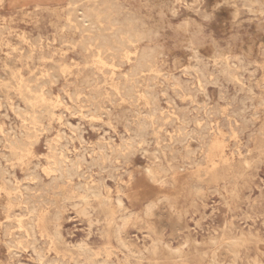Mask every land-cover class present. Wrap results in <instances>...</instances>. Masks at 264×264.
Segmentation results:
<instances>
[{
  "label": "rangeland",
  "instance_id": "374dc122",
  "mask_svg": "<svg viewBox=\"0 0 264 264\" xmlns=\"http://www.w3.org/2000/svg\"><path fill=\"white\" fill-rule=\"evenodd\" d=\"M87 1L0 0V264H264V0H91L107 65Z\"/></svg>",
  "mask_w": 264,
  "mask_h": 264
},
{
  "label": "bare ground",
  "instance_id": "6f19581e",
  "mask_svg": "<svg viewBox=\"0 0 264 264\" xmlns=\"http://www.w3.org/2000/svg\"><path fill=\"white\" fill-rule=\"evenodd\" d=\"M89 2L92 1L89 0L84 5L83 3L81 4V6H83L82 18L87 19L89 21V26L82 28V26L80 25V31H85L89 33L87 37L88 38L87 41L83 42L84 43L83 46H86L85 48L87 49L95 50L96 58L92 61V63L93 64L95 63L96 65L97 64L107 65V62L104 59V57H102V55L103 53H106L108 51H112L113 53H115L117 56H119V58L123 62H131L132 59L136 58L138 55L139 42L141 41V36L135 31H133L131 28H127L123 30V28L117 27V29L114 30L116 39H113L111 42L110 40L107 39V36L104 34L103 32L104 28H102L101 23L103 22L109 25L110 27H113L115 25V19L113 18L114 15L113 9L108 4H103L102 6H95V5L86 6ZM75 26L79 27V25H75ZM92 26L95 27L94 32L90 30V27ZM61 70L62 72L70 71V69L66 66H62ZM46 75L49 76L50 74L46 73ZM5 85L7 87V84ZM10 86L15 87L23 97H27V99L30 100L32 106L36 105L39 102L46 103V98L44 97V94L42 92L34 90L32 85L29 83V81L24 79L20 74L13 73V79ZM0 87L3 88L1 82H0ZM28 115L29 116L24 118V120L28 122L27 123L28 130L36 131L38 125L40 124V120L38 116L35 114V111H33ZM7 141L9 142V146L13 150V154L19 160H23L32 149L30 133L29 134L27 133L23 139L20 140L8 139ZM63 169L64 171H67L62 164L55 162V167L50 168L49 171L63 170ZM7 205L8 207H10L11 205L10 199L8 200ZM18 226L23 228L24 225L21 220L19 221Z\"/></svg>",
  "mask_w": 264,
  "mask_h": 264
}]
</instances>
